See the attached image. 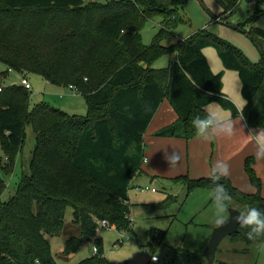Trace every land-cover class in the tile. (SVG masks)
Here are the masks:
<instances>
[{
	"label": "trees",
	"instance_id": "1",
	"mask_svg": "<svg viewBox=\"0 0 264 264\" xmlns=\"http://www.w3.org/2000/svg\"><path fill=\"white\" fill-rule=\"evenodd\" d=\"M217 2L224 20L240 0ZM261 3L254 0V12L246 21V32L261 51L259 61L252 62L205 28L162 44L172 27L187 19L176 7H161L154 0H0V60L8 69L34 71L71 86L84 94L88 110L86 116H77L45 102L31 108L23 85H0V147L6 153L0 167L12 169L27 124L35 134L29 173H23L13 194L0 199V264H56L47 235L62 230L68 206L82 235L97 247L76 264H111L97 227L102 219L119 229L130 227L128 191L141 172L144 132L161 101L167 98L177 117L155 132L160 136H195L193 118L203 117L213 101L238 112L222 92L223 71L214 72L203 53L206 46L215 47L224 68L238 72L247 124L264 126V28L255 25L264 14ZM157 14L162 25L146 45L140 29ZM162 54L175 59L154 68L153 61ZM246 171L255 192L237 188L228 177L219 183L242 212L246 207L264 211L261 180L248 163ZM172 179L186 184L188 191L215 187L209 176ZM4 188L0 179V193ZM166 231L148 230L151 247L162 242ZM247 231L238 226L229 237L250 243ZM81 244L80 236L71 235L63 251L73 253Z\"/></svg>",
	"mask_w": 264,
	"mask_h": 264
},
{
	"label": "rangeland",
	"instance_id": "2",
	"mask_svg": "<svg viewBox=\"0 0 264 264\" xmlns=\"http://www.w3.org/2000/svg\"><path fill=\"white\" fill-rule=\"evenodd\" d=\"M161 7L177 8L187 20L177 22L171 29V34L164 37L162 44L170 45L178 39L187 37L196 30L205 28L241 50L250 61L256 62L261 58V51L256 43L247 34V20L254 12L255 4L248 0H240L235 10L226 18V23L214 19L220 14V5L217 0H154ZM260 7V5H259ZM162 15L149 18L140 29L141 41L149 45L162 25ZM244 26L233 28L229 26L236 23ZM264 24V17L259 18L255 25ZM260 27V26H259ZM204 55L209 59L212 69L218 72L211 57L213 56L220 67L221 59L213 46L203 49ZM174 56V55H173ZM172 55L162 54L152 63L154 68H162L174 60ZM234 76L236 70L232 69ZM25 73V74H24ZM22 75L31 83L29 90L30 107L36 103L45 102L52 107L60 108L69 114L77 116L87 115V102L84 94L73 91L69 85H61L48 81L41 74L28 71L20 72L13 68L8 69L4 61L0 60V85L8 86L20 84ZM237 78V77H236ZM224 88L229 89L231 95L237 97L241 92L231 77L223 76ZM236 82H239L236 79ZM236 95V96H235ZM216 103V102H210ZM218 105V103H216ZM219 106V105H218ZM24 140L10 172L0 167V179L5 188L0 193V199H7L14 193L16 185L20 182L23 173H29V162L35 145V134L31 125L25 126ZM6 153L0 147L1 165L5 164ZM128 191L130 221L129 228H116L98 224L96 236L103 241L104 255L111 264H210L203 255L202 245L210 236L215 225V205L213 202V189L196 187L187 190L186 184L173 180L165 175H152L140 173L131 180ZM136 186L154 187L156 190L136 189ZM3 188V187H2ZM237 205L233 199L228 207ZM228 212L224 214L226 217ZM128 220V221H129ZM158 228L167 230L161 243L151 247L148 230ZM71 235L80 236V248L70 254L63 251L65 240ZM51 253L56 264H76L93 253V244L81 233V226L73 221V208L68 206L65 210L64 224L58 234L47 235ZM205 246V245H204ZM196 252V256L190 253ZM158 257L154 262L152 256ZM211 264H264V241L253 240L250 243L244 240H233L229 236L223 237L215 252Z\"/></svg>",
	"mask_w": 264,
	"mask_h": 264
},
{
	"label": "crops",
	"instance_id": "3",
	"mask_svg": "<svg viewBox=\"0 0 264 264\" xmlns=\"http://www.w3.org/2000/svg\"><path fill=\"white\" fill-rule=\"evenodd\" d=\"M249 2L251 4V1ZM253 4L254 3H252L251 5ZM259 5L260 8H264V3H261ZM220 8V14L214 16V19L220 18L218 19V21L221 20L226 23V18L235 9L230 13H226V17L223 20L221 18V13L223 9L221 6ZM261 17H264V14H262L259 18ZM238 24L239 22H237L236 25H228L233 28H237ZM259 26L261 28H264V24H260ZM187 37H183L181 39H185ZM172 58H175V55L172 56ZM211 59L215 67L219 68L218 70L223 71V76L226 75L228 77H231L233 81H235V85H237L236 83H238V86L241 91V80L238 75V72H236L235 74L237 76H234L232 72L233 70L224 68L222 61V64H220V67H218L219 64L217 60L213 56L211 57ZM207 60L212 69V65L208 58ZM236 79H238L239 82H236ZM222 92L225 97L232 100L233 103L237 99V97L231 95L229 89L224 88V82ZM218 105L221 110L226 113H230L234 119L238 118V112L233 113L231 110L223 108L219 103ZM176 117L177 113L175 109L173 108L169 100L167 98H164L159 104L156 112L154 113L151 121L149 122L144 132V156L146 157V161H143L140 173L145 172L150 176L165 175L168 176V178H174L183 174H187L191 178L207 177L209 176V171L212 165L217 160H224L230 166V175L228 176V178L230 179L232 184L243 191L255 192L257 188L251 183L248 173L246 171V164L248 163L250 167L254 170L255 174L260 178V192L262 195H264V161H257L254 156L255 146L252 143H245V135L248 134L249 129L258 130L259 127L264 128V126H249L246 120L244 119L243 121H241L243 130L239 129L238 127V130L234 137H232L231 139L225 137H218L212 142H205L201 139H198L196 135L187 139L182 136H160L155 134L158 129L173 122ZM171 152H176L181 157L180 161L175 167H169L168 163L165 160V153Z\"/></svg>",
	"mask_w": 264,
	"mask_h": 264
},
{
	"label": "clouds",
	"instance_id": "4",
	"mask_svg": "<svg viewBox=\"0 0 264 264\" xmlns=\"http://www.w3.org/2000/svg\"><path fill=\"white\" fill-rule=\"evenodd\" d=\"M234 103L239 114L237 119H234L230 113L221 110L216 103H209L205 106V115L203 117L198 115L192 120V126L195 129L197 138L205 142H212L218 137L231 139L236 135L238 127L243 130L241 121L245 119L244 109L247 101L243 98L241 92ZM245 137L246 144L252 143L255 146V159L257 161H264V128L259 127L258 130L249 129ZM180 159V155L176 152L165 153V160L169 167H175ZM229 175L230 166L224 160H217L209 171V178L215 184L213 202L216 209L214 223L217 226H223L227 222L224 214L229 211L228 203L232 197L219 181L222 178H227ZM232 220L239 227L248 229L245 235L249 240L264 238V211L253 207H246L245 211L232 217ZM157 259L158 257H152L154 262Z\"/></svg>",
	"mask_w": 264,
	"mask_h": 264
},
{
	"label": "water",
	"instance_id": "5",
	"mask_svg": "<svg viewBox=\"0 0 264 264\" xmlns=\"http://www.w3.org/2000/svg\"><path fill=\"white\" fill-rule=\"evenodd\" d=\"M240 212L242 211L236 207H229L228 215L225 217L227 222L223 226L216 225L212 228L210 236L208 237L203 249V255L208 259L210 264L214 261L215 252L220 240L225 236H229L237 232L238 225L232 220V217L238 215Z\"/></svg>",
	"mask_w": 264,
	"mask_h": 264
},
{
	"label": "built area",
	"instance_id": "6",
	"mask_svg": "<svg viewBox=\"0 0 264 264\" xmlns=\"http://www.w3.org/2000/svg\"><path fill=\"white\" fill-rule=\"evenodd\" d=\"M251 3H254V0H250ZM220 18H216V20H218ZM183 39H181L182 41ZM20 84L23 85L25 88H27L28 90L31 89V83L30 81L28 80V78L25 76V75H22L21 79H20ZM71 87V86H69ZM72 88V87H71ZM0 90H1V86H0ZM74 90V89H73ZM75 91V90H74ZM143 161H146V157L144 156L143 158ZM136 189H140V190H144V189H149V190H152V191H155L156 189L154 187H149V186H136L135 187ZM126 201V200H124ZM129 216V215H128ZM131 221V220H130ZM103 225H109L111 226V224L106 220V219H102L101 222ZM97 252V247L96 246H93V253ZM154 256V255H153ZM152 256V257H153ZM156 257V256H155Z\"/></svg>",
	"mask_w": 264,
	"mask_h": 264
}]
</instances>
